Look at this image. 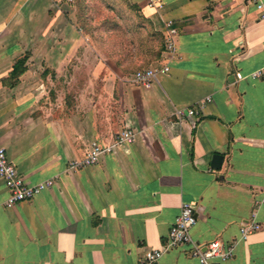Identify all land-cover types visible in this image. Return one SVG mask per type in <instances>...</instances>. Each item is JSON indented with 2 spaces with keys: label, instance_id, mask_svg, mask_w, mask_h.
Returning <instances> with one entry per match:
<instances>
[{
  "label": "crops",
  "instance_id": "1",
  "mask_svg": "<svg viewBox=\"0 0 264 264\" xmlns=\"http://www.w3.org/2000/svg\"><path fill=\"white\" fill-rule=\"evenodd\" d=\"M48 1L39 19L35 0L20 5L27 14L0 0V145L28 184L55 181L13 208L0 182V264H139L184 203L196 206L197 243L232 246L231 258L213 264H264V77H248L264 69L255 4L97 0L108 26L88 36L78 8L59 2L58 12ZM25 55L26 71L9 79ZM163 65L169 72L150 85L131 81ZM181 108L195 115L179 118ZM127 127L134 142L71 169L91 142L111 145ZM214 155L223 156L219 169ZM253 220L262 228L243 239ZM190 249L156 264H201Z\"/></svg>",
  "mask_w": 264,
  "mask_h": 264
},
{
  "label": "built area",
  "instance_id": "2",
  "mask_svg": "<svg viewBox=\"0 0 264 264\" xmlns=\"http://www.w3.org/2000/svg\"><path fill=\"white\" fill-rule=\"evenodd\" d=\"M256 9L260 12L259 18L264 21V1L251 0ZM178 30L172 21L167 23L166 31V50L173 54L176 48V38ZM169 66H153L138 70L131 76V81L138 86H148L158 77L168 73ZM238 79H244L242 73H236ZM250 79L256 80L264 77V69L256 70L249 76ZM179 118L193 117L194 109L181 108L176 111ZM137 132L127 127L122 130L111 145H102L97 141L90 143V146L81 159L72 161L71 169L77 171L86 167L95 165L100 162L104 154L115 153L117 148L132 143L136 140ZM0 182H3L8 190V197L5 205L7 208H13L17 204L28 201L36 197L42 191L50 189L54 185V179H47L40 183L30 185L19 172L18 168L10 160L8 151L5 146L0 145ZM197 223L196 206L190 203L182 205L180 214L176 217L171 225L166 240L161 247L155 249H146L140 258L139 264H156L160 258L168 251L181 246L189 245L190 254L198 258L201 264H213L212 259L218 258L222 261L232 257V246H225L220 241H212L207 245L197 243L191 234L192 227ZM262 225L253 220L250 223L243 224L240 228L241 237L247 239L252 233L260 230Z\"/></svg>",
  "mask_w": 264,
  "mask_h": 264
},
{
  "label": "rangeland",
  "instance_id": "3",
  "mask_svg": "<svg viewBox=\"0 0 264 264\" xmlns=\"http://www.w3.org/2000/svg\"><path fill=\"white\" fill-rule=\"evenodd\" d=\"M14 4V11H17L18 8L20 9L21 12L28 13L29 10H23L20 5L23 4L24 1L27 0H9ZM38 5L37 9V17L40 19V17L43 16L41 14V11L39 7L42 3L49 2L48 0H35ZM53 4L56 5L54 8H57L54 11L62 10L60 9L59 2H67L68 6H73L75 8H78L79 10H76V14L80 15V20L78 24L80 27L83 29V32L85 35L88 36H93L94 32L97 31L99 28L107 27V22L106 24L105 21L108 20V10L107 9H102L99 10L96 8L97 5V0H52ZM96 9H95V8ZM59 12V11H58ZM23 14V13H22ZM77 15V16H78ZM60 28V27H59ZM29 27H26V32H28ZM28 34V33H26ZM26 37V36H25ZM27 53V52H26ZM89 58H86V62L91 64V55L88 56ZM53 80H55V76L53 75Z\"/></svg>",
  "mask_w": 264,
  "mask_h": 264
},
{
  "label": "trees",
  "instance_id": "4",
  "mask_svg": "<svg viewBox=\"0 0 264 264\" xmlns=\"http://www.w3.org/2000/svg\"><path fill=\"white\" fill-rule=\"evenodd\" d=\"M28 60V55L21 57L18 59L13 67L12 72L9 74V79H13L15 81L18 80L19 76H21L27 69L26 63Z\"/></svg>",
  "mask_w": 264,
  "mask_h": 264
},
{
  "label": "water",
  "instance_id": "5",
  "mask_svg": "<svg viewBox=\"0 0 264 264\" xmlns=\"http://www.w3.org/2000/svg\"><path fill=\"white\" fill-rule=\"evenodd\" d=\"M213 159L216 162V165H214V167L217 169L221 168L223 156L222 155H214Z\"/></svg>",
  "mask_w": 264,
  "mask_h": 264
}]
</instances>
